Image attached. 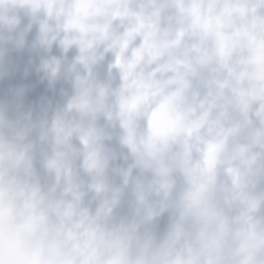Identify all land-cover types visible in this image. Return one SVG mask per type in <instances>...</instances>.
Instances as JSON below:
<instances>
[{"label":"clouds","instance_id":"1","mask_svg":"<svg viewBox=\"0 0 264 264\" xmlns=\"http://www.w3.org/2000/svg\"><path fill=\"white\" fill-rule=\"evenodd\" d=\"M0 264H264V0H0Z\"/></svg>","mask_w":264,"mask_h":264}]
</instances>
